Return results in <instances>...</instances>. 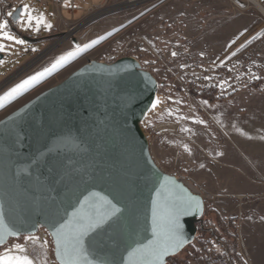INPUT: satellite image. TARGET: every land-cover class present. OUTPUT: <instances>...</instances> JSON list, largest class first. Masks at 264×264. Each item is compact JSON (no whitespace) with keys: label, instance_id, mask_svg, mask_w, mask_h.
I'll use <instances>...</instances> for the list:
<instances>
[{"label":"rangeland","instance_id":"obj_1","mask_svg":"<svg viewBox=\"0 0 264 264\" xmlns=\"http://www.w3.org/2000/svg\"><path fill=\"white\" fill-rule=\"evenodd\" d=\"M101 1L63 0L57 5L56 0H0V16L7 20L18 6L23 11L28 5L33 15L42 13L52 25L46 29L41 24L37 29L33 21L26 26L27 15L20 13L16 23L4 29L24 43L0 38L4 45L0 96L67 57L5 101L0 118L88 61L136 58L158 85L159 103L140 122L152 160L202 198L204 210L198 221L203 228L208 224L224 227L242 264H264V66L257 80L230 93L182 88L187 71L204 63L221 72L223 86L240 71L262 64L264 18L255 9L237 8L227 0H149L126 7V0H110L88 13ZM68 4L77 5L75 15L67 14ZM69 53L75 55L69 57ZM196 242L166 264H202L194 256ZM16 244L33 264H57L51 238L34 243L20 236L8 240L0 253L21 254L13 248Z\"/></svg>","mask_w":264,"mask_h":264},{"label":"water","instance_id":"obj_2","mask_svg":"<svg viewBox=\"0 0 264 264\" xmlns=\"http://www.w3.org/2000/svg\"><path fill=\"white\" fill-rule=\"evenodd\" d=\"M21 11L11 14L13 23ZM157 87L133 58L88 61L0 118V247L42 227L58 264L51 233L91 194L122 209L119 227L97 236L109 264H121L126 243L152 238L154 201L169 193L191 198L192 207L180 216L185 243L164 264L193 241L204 202L156 166L140 128Z\"/></svg>","mask_w":264,"mask_h":264},{"label":"snow or ice","instance_id":"obj_3","mask_svg":"<svg viewBox=\"0 0 264 264\" xmlns=\"http://www.w3.org/2000/svg\"><path fill=\"white\" fill-rule=\"evenodd\" d=\"M27 15L25 25H31L35 21L37 29L41 24L46 29L52 27L44 21L41 13L38 16L32 14L28 5L23 6L21 17ZM11 15V13H9ZM7 23L0 22V38L23 44V40L10 35L6 29ZM4 51V45L0 44V52ZM35 51V49H33ZM69 57L75 53H69ZM173 56L176 53H172ZM235 55V53H233ZM67 57H60L52 68H46L43 72L31 75L14 87L9 88L3 96H0V107H4V102L15 98L26 88L34 84L46 73L55 69ZM3 63V61H0ZM159 101L154 100L152 107L155 108ZM0 123H3L0 121ZM203 167V165H201ZM159 196V191H158ZM192 207L191 198H174L170 193L161 196L154 201L152 238L147 242L133 240L131 244H125L126 256H121V264H164L165 257L174 254L185 243L181 231L180 216L187 214ZM122 209L106 197H97L95 194L85 196L78 201V206L72 212L66 213L67 219L61 218L63 222L57 221L54 231L51 233L55 237V256L58 264H109L103 255L98 253L103 251L102 241L97 240V236L106 227H119V214ZM5 231L7 229L5 228ZM9 235L19 236V232H8ZM38 238L34 235L25 236V240L36 242ZM4 243L3 232H0V244ZM47 243V242H44ZM18 255L11 254V250L0 253V264H33V260L28 255L22 253L25 249L16 244L13 246ZM114 255V253H113ZM111 264H116L113 260Z\"/></svg>","mask_w":264,"mask_h":264},{"label":"built area","instance_id":"obj_4","mask_svg":"<svg viewBox=\"0 0 264 264\" xmlns=\"http://www.w3.org/2000/svg\"><path fill=\"white\" fill-rule=\"evenodd\" d=\"M58 3L62 2V0H56ZM110 0H102L101 4L94 9H88V13H95L96 11L100 10L104 3L109 2ZM149 0H126L124 4H128L129 6H136L143 4L144 2H147ZM230 4L233 6L243 9H264V0H227ZM120 4V3H114L113 5ZM13 5V3L9 4ZM68 10L73 13L74 7H69ZM0 21H4L7 23V26L14 24L11 19L7 20L4 16H0ZM142 47L139 46L137 50H141ZM140 66V63L136 58H133ZM114 62V61H113ZM104 63V62H102ZM112 62H106V64H109ZM264 61L262 60V64L256 63L253 68H247V70L240 71L239 74L233 78L229 79L230 81L227 83L226 86H223L224 83V76L221 74V72H217L215 70H212L210 66L207 64H201V67H195L194 69H191L192 71H187V74L185 78L182 81V88L185 89L187 92H198V93H206L210 91H215L217 93L222 92H233L234 90L238 89L241 86H245L255 80L258 79V72L260 68H263ZM142 69V68H141ZM141 128V127H140ZM141 131L142 128H141ZM144 133V131L142 132ZM145 136V133H144ZM146 138V136H145ZM186 187L187 185L183 183ZM188 188V187H187ZM192 193L196 194L195 191H191ZM38 239L48 240L50 239L49 233L42 227H39L36 234Z\"/></svg>","mask_w":264,"mask_h":264},{"label":"trees","instance_id":"obj_5","mask_svg":"<svg viewBox=\"0 0 264 264\" xmlns=\"http://www.w3.org/2000/svg\"><path fill=\"white\" fill-rule=\"evenodd\" d=\"M198 222L195 224L196 232L193 241H197L194 256H197L199 262H202V264H242L240 258L235 253L234 243H230L227 240L228 237L224 227L219 225V228H217L208 224L207 228L205 226L203 228L200 222ZM222 231L224 235L221 234ZM219 249L220 252L218 251ZM169 258L166 259L165 264Z\"/></svg>","mask_w":264,"mask_h":264},{"label":"bare ground","instance_id":"obj_6","mask_svg":"<svg viewBox=\"0 0 264 264\" xmlns=\"http://www.w3.org/2000/svg\"><path fill=\"white\" fill-rule=\"evenodd\" d=\"M123 6L126 7V6H129V5H128V4H123ZM258 12H259V13L262 15V17L264 18V9H259ZM79 26H80V25H79ZM79 26L76 27L75 29H73L71 33L76 32V31L80 28ZM59 42H61V41H59ZM59 42H57L54 46H56L57 44H59ZM54 46H52V47H54ZM88 58H89V57H88ZM88 58H87V59H88ZM91 58H92V57H91ZM89 59H90V58H89ZM89 59H88V60H89ZM70 72H71V71H69V73H70ZM35 95H36V94H35ZM32 97H33V96H32ZM32 97H31V98H32ZM31 98H30V99H31ZM157 99H158V98H157V95L155 94L153 101H154V100H157ZM28 100H29V99H28ZM153 101H152V102H153ZM25 102H26V101H25ZM22 104H23V103H22ZM19 106H20V105H19ZM152 108H153V107H152V103H151V105H150L148 111H150ZM13 110H14V108H13ZM10 112H11V111H10ZM4 116H5V115H4ZM1 118H2V117H1ZM142 132H143V131H142ZM143 134H144V133H143ZM187 187H188V189H189L190 191H195L190 185H187Z\"/></svg>","mask_w":264,"mask_h":264},{"label":"crops","instance_id":"obj_7","mask_svg":"<svg viewBox=\"0 0 264 264\" xmlns=\"http://www.w3.org/2000/svg\"><path fill=\"white\" fill-rule=\"evenodd\" d=\"M39 1H41V3H44V2H45V0H39ZM62 1H63V0H62ZM53 2H54V0H53ZM101 2H102V1H101ZM101 2H100L98 5H96L95 7L99 6V5L101 4ZM60 3H61V2H60ZM60 3L57 2V5L60 4ZM69 7H74V11H73L72 14L75 15V14L77 13V5H75V4H68V5H67V8H66V9H67V14H70V15H71V12L68 10ZM88 9H92V8L89 7ZM62 20H64V18H62ZM25 38H26V37H25ZM27 40H28V39H27ZM31 42L34 43L35 41H31Z\"/></svg>","mask_w":264,"mask_h":264}]
</instances>
